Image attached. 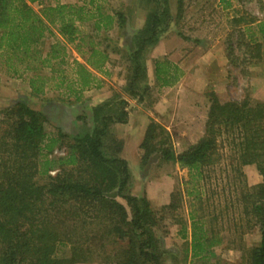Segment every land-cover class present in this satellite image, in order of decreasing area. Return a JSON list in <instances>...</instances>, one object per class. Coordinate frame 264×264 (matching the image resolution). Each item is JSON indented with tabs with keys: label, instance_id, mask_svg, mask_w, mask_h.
Returning a JSON list of instances; mask_svg holds the SVG:
<instances>
[{
	"label": "trees",
	"instance_id": "16d2710c",
	"mask_svg": "<svg viewBox=\"0 0 264 264\" xmlns=\"http://www.w3.org/2000/svg\"><path fill=\"white\" fill-rule=\"evenodd\" d=\"M45 1L50 0H0L2 64L13 76L27 71L35 73L29 82L35 96L44 94L46 88H50L47 82L56 79L53 89H63L69 98L80 101L86 90L101 87L95 74L104 73L110 56L93 40L86 48L83 40L77 43L79 25L93 22L99 32L117 23L125 25L126 16L122 12L105 14L101 5L96 4L97 0H90V4L84 6L44 4ZM221 2L228 3L226 8L229 7L227 0ZM36 3L44 4L40 12L32 8ZM152 16H147L145 25L152 37H140V46L133 55L136 58L144 53L146 45L158 43V40L153 42V37L159 23L157 16ZM254 23H258L257 31ZM51 27L56 28L67 44L74 45L83 62L74 60L69 64L65 59L66 48L59 42L52 45L45 56L41 54L38 43L47 34L53 35ZM247 31L250 32L247 47L255 53L252 58H259L264 44L257 34L264 36V20L253 19ZM229 49L228 59L232 63ZM23 64L28 66L21 69ZM62 66L72 71V77ZM40 67L49 68L56 78L38 74ZM142 67L137 65L135 80ZM154 76L158 87H174L183 78L184 71L164 58L154 62ZM207 98L210 106L204 135L196 144L176 153L169 132L151 121L138 148L141 162L148 167L153 162L152 154L156 153L163 161L187 169L190 178L186 184L194 186L186 195L199 200L201 206L202 195L196 184L205 182L209 178L207 172L217 168L223 159L228 160L227 170L235 179L233 183L228 179L231 207H241L240 217L244 216L261 233L259 244L246 252L245 262L264 264V103L221 102L213 92L208 93ZM101 109L102 106L93 108L95 130L86 129L83 134L74 136L68 153L58 159H50L49 155L55 148L62 147V141L69 136L60 129L56 135H51L44 127L42 113L33 109L28 99H20L14 106L0 111V119L3 117L8 123L7 129L0 134V264H84L93 261L161 264L160 255L154 251L156 221L148 200L125 193L131 174L127 161L117 155L121 151L120 144L116 142L117 156L107 157L103 150L108 125L115 121L125 123L127 113L122 110L121 118L115 120L102 116ZM79 120L85 117L80 116ZM157 138L159 149L152 144ZM251 165L263 179L253 187L243 185L241 180L243 168ZM55 168L56 174L51 177ZM45 176L50 182L38 185L37 178ZM222 192L225 195V189L222 188ZM178 196L173 192L170 207H176ZM118 199L126 202L131 217L128 208ZM194 212H197L195 206L190 212L192 255L199 257L207 253L213 256L212 249L222 241L218 236L207 235L205 216H197ZM223 214L215 220H223ZM233 222L238 230L239 219ZM64 248L68 249L66 256L60 255Z\"/></svg>",
	"mask_w": 264,
	"mask_h": 264
},
{
	"label": "rangeland",
	"instance_id": "374dc122",
	"mask_svg": "<svg viewBox=\"0 0 264 264\" xmlns=\"http://www.w3.org/2000/svg\"><path fill=\"white\" fill-rule=\"evenodd\" d=\"M89 2L50 0L44 4L84 6L89 5ZM227 2L228 8V3H222L221 0H97L96 4L101 5L105 14L122 12L127 21L123 26L117 23L113 28L99 32L95 30L93 22L79 25L77 43L83 40L82 44L86 48L93 40L110 56L104 73L95 74L101 87L86 90L80 101L69 98L63 89H53L56 79L47 82L50 88H46L44 94L33 95L29 82L35 73L27 71L21 76H13L0 58V111L9 108L8 103L13 99L28 98L33 109L42 113L44 127L51 135H56L57 129H60L69 136L62 141V147L55 148L49 155L50 159L64 157L74 136L83 134L86 129L90 132L95 130L94 107L102 106L101 115L111 116L115 120L121 118L122 110H125V123L115 121L108 125L103 150L107 157L118 155L127 161L131 178L125 193L148 200L156 221L153 227L156 240L154 251L160 255L161 264H246V252L256 247L261 240L259 228L244 216L241 218L242 208H232L228 200V179L232 183L235 180L233 173L227 170L228 160L223 159L217 168L207 172L209 178L205 182L196 184L203 201L199 206V200L186 195L194 186L186 184L190 178L187 169L163 161L156 153L152 154L153 162L145 167L138 153V138L141 144L145 136L143 127L147 125V129L151 121L159 123L169 132L175 152L196 144L204 135L210 106L207 94L210 92L215 93L221 102L249 100L252 104L264 103V48L261 57L252 58L255 53H251V48L247 47L250 44L247 27L253 19L264 20V0ZM44 4L36 3L32 8L40 12ZM149 14L158 19L159 27L153 37V42L158 40V43L155 46L146 45L144 53L136 58L133 55L140 46V37L151 36V32L145 29ZM257 24L253 25L255 31ZM51 30L53 35L47 34L38 43L41 54L45 56L51 46L59 42L66 48L65 59L69 64L74 60L83 62L74 50V45L67 44L56 28L51 27ZM257 38L264 44L261 33L257 34ZM229 48L232 51V63L228 59ZM164 58L177 64L187 75L174 87L161 88L156 84L154 62ZM139 64L143 67L139 78L135 80V70ZM23 66L20 68L28 65ZM62 69L68 70L67 75L72 77V71L67 66H62ZM38 74L56 78L49 68L40 67ZM133 92L136 96L132 95ZM80 116L85 117V120H79ZM7 126L8 123L2 117L0 134ZM158 140L152 141L156 149H159ZM116 142L121 146L117 155ZM55 174L56 168L50 176ZM243 175V185L253 187L263 182L254 165L245 166ZM36 182L38 185H47L50 179L48 176L38 177ZM222 188L226 191L225 195ZM173 192L179 195L176 197V207H170ZM118 200L128 208L131 217L126 202ZM194 206L197 216H205L203 222L207 235L218 236L222 241L212 249L213 256L207 253L199 257L192 255L190 212ZM222 213L224 223L222 219L215 220ZM235 219L240 221L238 230L234 227ZM67 254L66 248L60 253L63 256ZM84 264L104 263L93 261Z\"/></svg>",
	"mask_w": 264,
	"mask_h": 264
},
{
	"label": "crops",
	"instance_id": "0c3cea01",
	"mask_svg": "<svg viewBox=\"0 0 264 264\" xmlns=\"http://www.w3.org/2000/svg\"><path fill=\"white\" fill-rule=\"evenodd\" d=\"M184 76H185V72H184ZM183 76V77H184ZM185 77H187V75L185 76ZM25 99H28V98H25ZM14 101H12L11 103H8V106L7 107H12V106H14L17 102H19L20 101V99H13ZM146 126L147 125H145L144 127H143V134L146 132ZM132 128H133V124H132ZM145 128V129H144ZM203 137V136H202ZM194 145V144H193ZM138 148H139V146H140V141H139V138H138ZM192 146V145H191ZM188 149V148H187ZM186 149V150H187ZM183 151H185V150H183ZM183 151H181V152H183ZM181 152H178V153H181ZM177 153V152H176Z\"/></svg>",
	"mask_w": 264,
	"mask_h": 264
}]
</instances>
